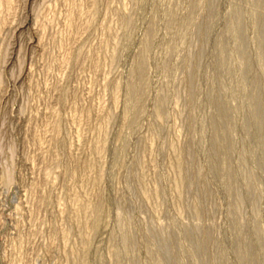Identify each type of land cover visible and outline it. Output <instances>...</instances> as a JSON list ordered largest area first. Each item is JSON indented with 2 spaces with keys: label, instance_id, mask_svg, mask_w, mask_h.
Here are the masks:
<instances>
[{
  "label": "rangeland",
  "instance_id": "obj_1",
  "mask_svg": "<svg viewBox=\"0 0 264 264\" xmlns=\"http://www.w3.org/2000/svg\"><path fill=\"white\" fill-rule=\"evenodd\" d=\"M0 264H264V0H0Z\"/></svg>",
  "mask_w": 264,
  "mask_h": 264
}]
</instances>
